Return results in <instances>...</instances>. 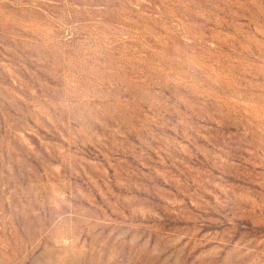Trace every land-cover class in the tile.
Listing matches in <instances>:
<instances>
[{
    "label": "rangeland",
    "instance_id": "1",
    "mask_svg": "<svg viewBox=\"0 0 264 264\" xmlns=\"http://www.w3.org/2000/svg\"><path fill=\"white\" fill-rule=\"evenodd\" d=\"M0 264H264V0H0Z\"/></svg>",
    "mask_w": 264,
    "mask_h": 264
}]
</instances>
